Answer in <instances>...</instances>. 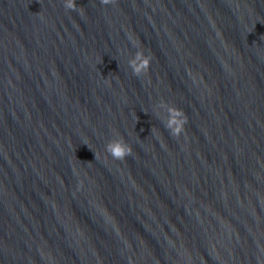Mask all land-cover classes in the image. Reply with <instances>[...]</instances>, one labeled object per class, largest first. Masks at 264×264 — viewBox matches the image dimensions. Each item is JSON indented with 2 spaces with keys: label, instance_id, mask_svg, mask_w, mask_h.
I'll use <instances>...</instances> for the list:
<instances>
[{
  "label": "water",
  "instance_id": "1",
  "mask_svg": "<svg viewBox=\"0 0 264 264\" xmlns=\"http://www.w3.org/2000/svg\"><path fill=\"white\" fill-rule=\"evenodd\" d=\"M76 3L0 0V264H264V0Z\"/></svg>",
  "mask_w": 264,
  "mask_h": 264
},
{
  "label": "clouds",
  "instance_id": "2",
  "mask_svg": "<svg viewBox=\"0 0 264 264\" xmlns=\"http://www.w3.org/2000/svg\"><path fill=\"white\" fill-rule=\"evenodd\" d=\"M103 5H110L115 3V0H101ZM65 8L75 11L77 9L76 0H65ZM153 57L145 55L144 51H138L134 60L130 61V67L136 76L147 74L150 71ZM169 113V119L166 122V128L174 137H179L185 132V126L188 123L186 113L175 106H170L164 103ZM106 151L116 160H124L126 157L132 155L133 148L125 142L123 138L113 140L106 146ZM95 154V158H96Z\"/></svg>",
  "mask_w": 264,
  "mask_h": 264
}]
</instances>
